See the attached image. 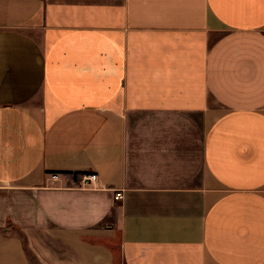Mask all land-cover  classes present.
Instances as JSON below:
<instances>
[{
    "label": "crops",
    "instance_id": "1",
    "mask_svg": "<svg viewBox=\"0 0 264 264\" xmlns=\"http://www.w3.org/2000/svg\"><path fill=\"white\" fill-rule=\"evenodd\" d=\"M0 264H264V0H0Z\"/></svg>",
    "mask_w": 264,
    "mask_h": 264
},
{
    "label": "built area",
    "instance_id": "2",
    "mask_svg": "<svg viewBox=\"0 0 264 264\" xmlns=\"http://www.w3.org/2000/svg\"><path fill=\"white\" fill-rule=\"evenodd\" d=\"M99 181V175L96 172H92L89 175L85 176L84 182L87 184L96 183ZM124 197V193L122 190L116 191L115 198L116 200H120Z\"/></svg>",
    "mask_w": 264,
    "mask_h": 264
}]
</instances>
